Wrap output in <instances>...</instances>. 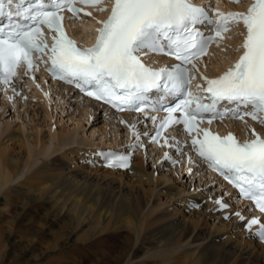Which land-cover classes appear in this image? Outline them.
Segmentation results:
<instances>
[{"label": "bare ground", "instance_id": "6f19581e", "mask_svg": "<svg viewBox=\"0 0 264 264\" xmlns=\"http://www.w3.org/2000/svg\"><path fill=\"white\" fill-rule=\"evenodd\" d=\"M79 25L85 28L91 27L90 22L85 21L80 22ZM236 39L237 35L232 36L231 41L228 42L230 48H227L226 52L217 56L214 51L213 58L203 59L201 76H209L210 72L220 69L221 65L226 63L228 57L233 54V42ZM49 89L55 94L62 93L65 96V103L68 99L78 103L79 114L88 124H92L96 119L106 120L101 126L104 137L99 139L101 142L97 143L98 145L88 141L89 139L81 138L82 141H86L87 147L79 146L81 144L78 138L76 142L79 145L77 147L72 145L73 147L66 149L62 154L66 162L61 161L60 155H53L33 168L16 187L4 192L9 182L19 175L22 167L28 163L34 153H48L52 146L49 147L51 144L47 143H53L56 135L59 138L58 146L76 142L73 133L68 136L72 127L71 129L69 127L68 131L58 127L59 118L62 119L74 111V109L71 111L73 106L71 102L62 105L60 111L52 112L49 111L51 105L47 109L50 102L46 104L41 101L43 98L35 90L25 93L28 98L30 95L33 99H40L39 103L37 101L32 103L29 100L19 101V97L17 102L10 103L4 100L6 97L4 94H0L3 96V99L0 97L1 114L6 116L8 113L15 114L13 117L17 115L16 118L21 120L28 118L34 121L36 126L32 138L30 135L25 136V131L20 126L16 128L12 126L15 121L13 124L11 121L5 123L6 125L4 124L0 129V193L2 190L4 192L0 202V218L4 215L2 210L4 206H12L15 214L14 219L7 221L6 232L0 228V251L9 247L0 259V264L5 262L18 264L30 253H36L38 246L35 242L39 240V235L49 236L56 227H60L61 233L66 235L61 250L67 246L78 248L80 244L85 245L84 242L104 244L102 255L94 261L95 264L104 261L109 264H123L126 259L128 264H264V245L256 242L253 234L243 229L242 224L247 220V208L239 202L233 203L228 198L223 199V196L217 197L215 190L211 188L205 189L203 184L213 181L212 176L205 177L204 173L198 172L200 178L197 182L195 175L189 172L194 166H186L182 163L167 168L162 174L158 168L159 164L156 166L162 161L161 156L149 154L154 160L150 163V168L146 164L148 153L141 151L134 157L132 167L128 171L89 166L83 160V153L88 148L92 149L88 150V153L93 154L96 147L107 142L117 145L127 140L129 135L120 138L122 130L125 129L113 122L111 114L101 111L92 101L74 97L68 87L48 84L40 90L48 92ZM50 97L52 94L48 93V99ZM54 107H56L55 103ZM62 121L68 123L73 119H62L61 124ZM51 126H56V130L50 131L51 135H49L48 130ZM235 127L240 129L242 125L236 124ZM110 128L114 130L111 132L108 130ZM95 131L97 132V129ZM69 140L71 141L66 142ZM99 140L95 138V141ZM28 141H31V144ZM38 144H42V148L45 147V152L42 150L38 152ZM75 154L80 155L85 164L83 162L78 164ZM71 161H74V168H70ZM162 164L165 165L167 162ZM148 168L152 170L148 171ZM155 169L159 171L155 173ZM185 179L189 180V186L184 183ZM154 183H157V188ZM191 193L193 195H190ZM163 197L166 198L164 204L166 206H162ZM152 199L155 202L160 199L161 203L154 205L157 207H150L140 221L145 207ZM217 201L230 204V209L224 210ZM193 202L200 203L201 207L190 209L189 206ZM234 212L240 213L244 220L234 215ZM226 213L230 216L224 219L223 215ZM29 217L30 219L39 217L41 228L44 227L46 230L44 232L40 230L38 234L33 232L32 238L30 237L29 241L23 244L22 241L17 240L14 227L18 220L24 222ZM67 230L68 233L65 232ZM29 236L30 234L28 238ZM103 236H106V239H102ZM112 238H115L117 246L113 245ZM15 250H19L14 254L16 260L8 259ZM40 250L47 251L46 248ZM115 252L112 257L111 253ZM75 261V264H83L84 260L79 258ZM25 263L35 264L33 260Z\"/></svg>", "mask_w": 264, "mask_h": 264}, {"label": "snow or ice", "instance_id": "6c2138e0", "mask_svg": "<svg viewBox=\"0 0 264 264\" xmlns=\"http://www.w3.org/2000/svg\"><path fill=\"white\" fill-rule=\"evenodd\" d=\"M102 2L35 0L21 9L17 0H0V17L7 18V23L0 25V83L11 84L22 67L35 72L38 69L35 53L49 50L52 75L74 83L87 95L118 110L145 111L146 107L153 111L166 110L169 115L160 122L154 142L161 129L169 124H183L188 132L197 135L202 131V139L192 140L199 155L264 212V137L256 134L255 139L241 142L231 133L221 137L207 129L201 130L197 123V118L201 121L207 118L210 124L212 119L228 115L237 119L250 115L264 123V0H255L246 13H224L217 9L215 19L208 8L197 6L192 0H114L109 17L99 21L101 27L95 44L77 46L65 33L62 11L68 9L76 18L84 11L77 3ZM84 14L91 16L90 12ZM241 20L247 30L243 54L222 76L204 77L207 87L196 85L193 92L195 76L190 71H199L196 61L206 54L216 38ZM197 25L210 27L214 34L206 35ZM44 26L58 33L52 37L50 49ZM146 50L166 52L180 63L171 68L148 67L141 59ZM169 97L178 98V102L174 106L159 103ZM224 101L233 104L234 109L225 107L220 111L219 105ZM176 112L184 115L176 117L173 115ZM147 118L154 122L158 119ZM131 127L134 136L139 137L135 125ZM141 146L137 139L130 147ZM165 158L171 159L167 153ZM130 159L127 154L114 157L108 166L126 168ZM217 203L222 208L228 207L223 201ZM235 215L244 220L240 213ZM255 224H259L256 238L264 241V224L253 219L247 226L251 228Z\"/></svg>", "mask_w": 264, "mask_h": 264}, {"label": "rangeland", "instance_id": "374dc122", "mask_svg": "<svg viewBox=\"0 0 264 264\" xmlns=\"http://www.w3.org/2000/svg\"><path fill=\"white\" fill-rule=\"evenodd\" d=\"M29 101L32 102V103H35L36 101H37V103L40 102L39 99H37V100L34 99V100H29ZM50 102H52V104H50L52 106L49 109L50 105H48L47 109H49V111L51 110L52 112L60 111L61 110V106L66 104V103H63V98L60 97V96L52 98L50 100ZM44 103L47 104L46 101ZM53 103H55V106L58 107V108L54 107ZM54 109H56V110L54 111ZM73 109H74V111L72 113H69V114L65 115L62 118L64 120H65V118L71 119V120L73 119V121H68V123H66V122L63 123V121H62V124H61V120L62 119L59 118L60 123H59L58 127L65 129L64 131H68L69 130L68 128L70 127V129H71V127H72L71 133L68 136H71V134L73 133L72 136H74L75 142L80 139L79 143L82 145V147L86 146V143H85L86 141L85 142L82 141L81 138H84V140L85 139H87V140L89 139L88 141H90L92 143L94 142L96 144L101 142L99 139L104 137V135L102 136V131H101V129H102V127H101L102 125L101 124L104 123L103 120L102 119H99V120L96 119L92 124H90V123L88 124L86 121H84V119H83L84 117L79 114L80 112L78 110V104H73V106L71 107V111ZM13 115H15V114H13ZM13 115L11 113H8L7 116H6L5 114H3V113L1 114L0 113V129H2L4 127L5 123L8 124V122L11 121V123L13 124L14 121H15V124H13L12 126H14L15 128L20 126L21 128H23L22 130L25 131L24 135L25 136H29L30 135V137L32 138V135L35 134V130L34 129H36L34 121H31L28 118H26V120L24 119L25 120L24 121L23 119L22 120L19 119V118L17 119L16 118L17 115L14 116V117H13ZM79 116H80V118H77ZM10 118H12L13 120L10 119ZM36 122L37 121H35V123ZM75 122H77V123H75ZM56 123H57V121H56ZM95 128L97 129V132L95 131L96 130ZM55 130H56V126H51V128L48 130V134H49L50 131H55ZM49 135H51V134H49ZM95 138H98L99 141H95ZM52 139H53V137H52ZM58 140H59L58 135H56V137H54V140H53L54 144L50 143V142L47 143L49 145L51 144L50 146L48 145L49 147L52 146L49 149V151H48L49 154L47 152H45V147L42 148V146H41L42 144H38V147H37L38 152H42L43 151L45 153H34V155L29 158L28 163L22 167L19 175L15 179H13L12 181L9 182V184L4 189V192L9 190V188L16 187L17 184H19L21 181H23L26 178V176L33 170V168H35L36 166L41 165L44 160H46V159L48 160L53 155H57L58 154L57 156L60 155L59 157L61 158V161H63L65 159V156L63 157L62 154L66 151V149L70 148L72 145L74 147H77L79 145V143L76 142V143H73V144L65 143L63 145L58 146L59 145V143L57 142ZM70 141L71 140L66 141V142H70ZM29 143L31 144V141ZM27 145H28V143H27ZM81 145H79V146H81ZM55 146H57V147H55ZM75 155H76L75 157L78 159V161H77L78 164H81L80 162H83V160H81V156L77 155V154H75ZM150 163L151 162L147 163V166L150 167ZM83 164H85V163L83 162ZM70 165H71L70 168L71 167L74 168V166H75L74 161H71ZM150 168H148V171L152 170ZM154 172L156 173V171H154ZM183 181L186 184H188V182H189V180H186V179L183 180ZM154 185L157 188V183H154ZM4 192L2 190L1 193H0V202H2L1 199L4 197ZM191 194H193V193H191ZM163 198H164L163 201H161V202H164V203H162L163 204L162 206H166V205H164L165 201H166V198L165 197H163ZM153 201H154V199H152L150 204L147 207H145V209L143 211L144 214H142V217H141L140 221L143 220L145 214L150 209V207L151 208L157 207V206H154V205H159L161 203L160 199H157L156 202L154 201V204H153ZM3 208H2V210H3V214L4 215H3V217L0 218V228L4 232H6V230H7V221H9L11 219H14L15 218V214H14V209H13L12 206H4ZM30 217L27 218L24 222H21V220H18V223H16V226L14 227V231H15L14 233L18 237L17 240L22 241L23 244H25L27 241H29V239L31 237V234L33 232L38 234V232H40V230H43V232H44V230H46L44 227L41 228V221H40L39 217H35V218H31V219H30ZM39 226H40V228H39ZM28 228L29 229L31 228V229L29 230ZM61 231H62V229L60 227H56L54 232L52 231L53 233L51 232L52 234L50 233L49 236H44V234L43 235H39V237H38L39 240L38 241L35 240L36 241L35 244H37V246H38L37 247L38 251L36 253L34 252V254L30 253L29 256L26 259H23L22 261L18 262V264H26L25 261H30V260H33V262L35 264H75V262H76L75 260L76 259L78 260L79 258H81V259L83 258V260H84L83 264H95L94 261L99 256L102 255V247H103L104 244L103 245H101V244L97 245V244H93L92 242H89V243L84 242L83 244H85V245L80 244V246L78 248L77 247L74 248V246H70V247L67 246L65 249L61 250L60 247H62L65 244L64 242H65V236H66V235H63L61 233ZM65 232L68 233V230L65 231ZM27 234L28 235L30 234L29 238H28ZM102 239H106V236H103ZM112 243H113V245L117 246V242H116L115 238H112ZM92 247H95L96 249L93 250L94 248H92ZM40 248H43V249L46 248L47 251L42 252V250H40ZM84 248L85 249L87 248V249L85 250ZM5 250H9V247L4 248V249H2V251H0V259L2 258ZM91 250H92V252H91ZM18 251L19 250L13 251L12 255L8 259L16 260V258L14 257V254H17ZM94 254H95V256H94ZM115 254H116V252L115 253H111V256L113 257ZM82 256H84L86 259L84 257H82ZM104 262L101 263V264H109L106 261H104ZM124 262H123V264H128L129 263V262H127V259ZM4 264H9V263L5 262Z\"/></svg>", "mask_w": 264, "mask_h": 264}]
</instances>
